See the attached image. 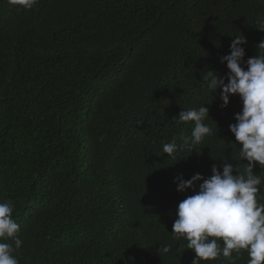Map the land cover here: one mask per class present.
Returning <instances> with one entry per match:
<instances>
[{"label": "trees", "instance_id": "16d2710c", "mask_svg": "<svg viewBox=\"0 0 264 264\" xmlns=\"http://www.w3.org/2000/svg\"><path fill=\"white\" fill-rule=\"evenodd\" d=\"M260 29L264 0H0V202L15 205L19 264H193L171 232L195 193L175 179L242 163L229 125L243 102L221 107L204 76H226L235 35L258 56ZM203 105L212 135L164 154L194 127L174 118Z\"/></svg>", "mask_w": 264, "mask_h": 264}, {"label": "clouds", "instance_id": "9594fccd", "mask_svg": "<svg viewBox=\"0 0 264 264\" xmlns=\"http://www.w3.org/2000/svg\"><path fill=\"white\" fill-rule=\"evenodd\" d=\"M39 0H8V4L20 10L30 11ZM264 31V29H260ZM243 35H235L230 54L222 56L221 63H226L229 70L225 77L209 71L205 74L208 87L220 92L221 107L226 108L231 95H239L242 111L235 115L236 123L229 125L235 136V143L240 146V161L235 167L225 160L222 172L213 165L212 175L205 178L196 173L185 180L177 176V191L183 193L192 189L195 194L188 196L178 204L177 219L172 225V235L183 238L187 246L177 248L193 250V264L201 261H214L226 258L235 264L242 250L248 252V264H264V40L258 44V56L245 61L247 44ZM246 65V66H245ZM227 81V82H226ZM209 117V108H187L174 120L177 123L194 122L190 135H182L181 143L173 139L163 145V153L173 158L182 150L194 151L207 136L212 135V128L204 123ZM247 163H243V161ZM259 165L261 172L254 169ZM236 174H233V173ZM199 183V189L196 185ZM15 205L0 202V264H19L14 254L22 247L19 236L20 225L13 219ZM12 240L13 244L5 241ZM221 241L222 245L221 246ZM170 245L159 248V253H168ZM237 257L233 256V253Z\"/></svg>", "mask_w": 264, "mask_h": 264}]
</instances>
